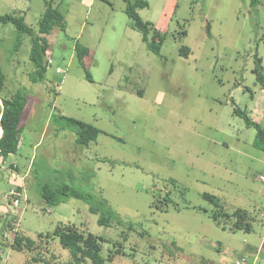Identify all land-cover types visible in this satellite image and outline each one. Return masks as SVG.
Segmentation results:
<instances>
[{
	"label": "rangeland",
	"instance_id": "374dc122",
	"mask_svg": "<svg viewBox=\"0 0 264 264\" xmlns=\"http://www.w3.org/2000/svg\"><path fill=\"white\" fill-rule=\"evenodd\" d=\"M49 1L65 30L47 36L42 83L30 80L31 38L22 35L15 51V26L0 24L2 95L25 89L29 97L20 149L0 158V264L70 263L53 237L58 226L102 239L106 264H235L246 256L264 264V152L254 146L256 129L235 114L264 127V88L254 73L259 58L264 75V0L257 7L145 0L149 6L137 12L166 36L160 56L143 42L124 0ZM45 10V0H0V16L24 17L36 34ZM77 52L88 53L92 81ZM60 115L98 128L97 141L78 145L53 121ZM14 173L27 177L13 180ZM59 177L104 199L124 224L100 226L73 198L48 207L38 183ZM21 185L15 208L9 192ZM237 209L247 212L251 231H231ZM18 237L35 244L19 252Z\"/></svg>",
	"mask_w": 264,
	"mask_h": 264
},
{
	"label": "trees",
	"instance_id": "16d2710c",
	"mask_svg": "<svg viewBox=\"0 0 264 264\" xmlns=\"http://www.w3.org/2000/svg\"><path fill=\"white\" fill-rule=\"evenodd\" d=\"M124 1L127 4L126 14L133 20L135 29L142 33L143 42L152 53L160 56L166 36L156 30L153 24L145 22L137 12L140 9L147 8L149 6L148 2L145 0ZM251 3L253 7H257L260 0H251ZM45 5L46 10L39 23L38 34L25 23L24 17L0 16V24H12L17 30L18 37L16 39L15 51H18L21 47L22 35H28L31 38L32 48L29 59L34 66V71L30 74V80L34 84L42 83L45 80L47 68L50 65V60L48 58L50 46L47 36L56 28L62 31L65 30L63 15L53 7L51 1L45 0ZM183 34L185 36L186 32ZM183 49L185 51L183 56L187 58L189 48ZM87 55L88 53L86 52H77L78 59L83 67L87 80L92 81L91 73L87 68L89 59L86 57ZM254 73L258 83L264 88L262 59L257 58ZM6 81L7 76L0 65V134L2 129V136L0 138V157L3 159L10 155H16L20 149L23 128L22 117L29 104V97L25 89H19L12 97H3L2 93ZM235 114L245 121L247 127L256 129L257 135L254 146L264 152V127L254 122L246 112L240 109H236ZM53 121L61 125L62 129L74 132L76 135V142L80 146L88 147L91 142H96L100 135V130L95 126L63 115L54 117ZM12 168L16 167L12 166ZM38 184L39 195L43 202L50 208H55L73 198L86 203L89 206L90 212L99 216L98 223L100 226L110 227L124 224L119 214L113 210L104 199H100L92 193L75 189L72 185L61 181L60 177ZM23 187H19L18 191L24 193L25 190ZM206 197L218 207L214 197ZM10 204L13 205L12 200ZM222 215L226 216L228 219L231 217L228 213L224 214L222 212ZM233 215L239 216V220L236 221L231 231H251L250 224L245 220L247 216L245 210L237 209ZM220 216L221 213H219V211L213 215L214 220L219 225H221L219 221ZM222 227L226 229L224 226ZM53 237L59 240L63 249L71 253L73 260L68 264H84L86 262H90L91 264H106L107 262L102 254L103 240L90 233L84 234L79 232L73 226H58L53 233ZM34 244L33 240L27 238L18 237L15 240V247L19 252H22L25 247L31 249Z\"/></svg>",
	"mask_w": 264,
	"mask_h": 264
},
{
	"label": "built area",
	"instance_id": "2783aa9c",
	"mask_svg": "<svg viewBox=\"0 0 264 264\" xmlns=\"http://www.w3.org/2000/svg\"><path fill=\"white\" fill-rule=\"evenodd\" d=\"M12 179L17 180V181H22V182L24 181V178H20L19 173H14L12 175ZM259 180L264 183V176H261L259 178ZM20 187H23V186L21 185ZM18 188H16V189L14 188V189L10 190V192H9L10 199L12 200V204L15 208L17 206L19 207L20 201L22 199H24V198H22L24 196V193L19 192ZM235 264H259V263H258L257 257L252 261L250 257L246 256V257H243V258L237 260L235 262Z\"/></svg>",
	"mask_w": 264,
	"mask_h": 264
},
{
	"label": "crops",
	"instance_id": "0c3cea01",
	"mask_svg": "<svg viewBox=\"0 0 264 264\" xmlns=\"http://www.w3.org/2000/svg\"><path fill=\"white\" fill-rule=\"evenodd\" d=\"M25 112V111H24ZM27 112V111H26ZM23 116H24V114H23ZM22 119H23V117H22ZM1 158V157H0ZM27 176H26V174L24 175V178H26ZM260 216L262 217V214H260ZM249 250H250V252H252V253H258V251L259 250H261V249H257V248H254V247H250L249 248ZM251 258V257H250ZM256 258V257H255Z\"/></svg>",
	"mask_w": 264,
	"mask_h": 264
},
{
	"label": "bare ground",
	"instance_id": "6f19581e",
	"mask_svg": "<svg viewBox=\"0 0 264 264\" xmlns=\"http://www.w3.org/2000/svg\"><path fill=\"white\" fill-rule=\"evenodd\" d=\"M1 135H2V131H1L0 137H1Z\"/></svg>",
	"mask_w": 264,
	"mask_h": 264
},
{
	"label": "water",
	"instance_id": "95a60500",
	"mask_svg": "<svg viewBox=\"0 0 264 264\" xmlns=\"http://www.w3.org/2000/svg\"><path fill=\"white\" fill-rule=\"evenodd\" d=\"M1 131H2V129H1ZM2 136V135H1ZM1 138V137H0Z\"/></svg>",
	"mask_w": 264,
	"mask_h": 264
}]
</instances>
